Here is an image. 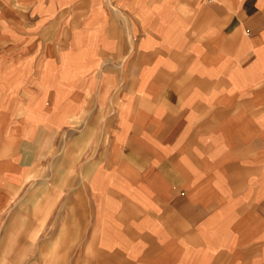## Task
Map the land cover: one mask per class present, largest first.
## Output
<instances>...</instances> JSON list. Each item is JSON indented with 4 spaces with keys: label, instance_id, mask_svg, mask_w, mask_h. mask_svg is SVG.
<instances>
[{
    "label": "crops",
    "instance_id": "1",
    "mask_svg": "<svg viewBox=\"0 0 264 264\" xmlns=\"http://www.w3.org/2000/svg\"><path fill=\"white\" fill-rule=\"evenodd\" d=\"M0 9V223L45 137L93 101L108 139L86 146L83 184L109 256L264 264V0Z\"/></svg>",
    "mask_w": 264,
    "mask_h": 264
},
{
    "label": "rangeland",
    "instance_id": "2",
    "mask_svg": "<svg viewBox=\"0 0 264 264\" xmlns=\"http://www.w3.org/2000/svg\"><path fill=\"white\" fill-rule=\"evenodd\" d=\"M89 103L74 110L57 137H45L49 159L35 164L32 181L0 223V264H138L109 256L95 229L94 206L83 184L85 148L90 156L107 142L110 108ZM171 260L165 256L161 263Z\"/></svg>",
    "mask_w": 264,
    "mask_h": 264
},
{
    "label": "bare ground",
    "instance_id": "3",
    "mask_svg": "<svg viewBox=\"0 0 264 264\" xmlns=\"http://www.w3.org/2000/svg\"><path fill=\"white\" fill-rule=\"evenodd\" d=\"M1 11V10H0Z\"/></svg>",
    "mask_w": 264,
    "mask_h": 264
}]
</instances>
